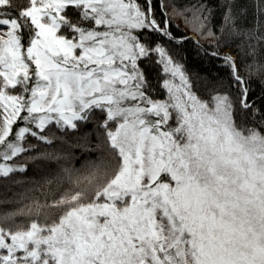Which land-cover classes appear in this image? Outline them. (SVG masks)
<instances>
[{"label":"snow or ice","instance_id":"obj_1","mask_svg":"<svg viewBox=\"0 0 264 264\" xmlns=\"http://www.w3.org/2000/svg\"><path fill=\"white\" fill-rule=\"evenodd\" d=\"M0 264H264V0H0Z\"/></svg>","mask_w":264,"mask_h":264},{"label":"trees","instance_id":"obj_2","mask_svg":"<svg viewBox=\"0 0 264 264\" xmlns=\"http://www.w3.org/2000/svg\"><path fill=\"white\" fill-rule=\"evenodd\" d=\"M177 23H179V21H177ZM180 28H181V29L184 28L183 24H180ZM189 35H191V34L189 33Z\"/></svg>","mask_w":264,"mask_h":264},{"label":"rangeland","instance_id":"obj_3","mask_svg":"<svg viewBox=\"0 0 264 264\" xmlns=\"http://www.w3.org/2000/svg\"><path fill=\"white\" fill-rule=\"evenodd\" d=\"M191 35H194V33H190Z\"/></svg>","mask_w":264,"mask_h":264}]
</instances>
